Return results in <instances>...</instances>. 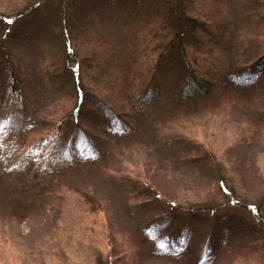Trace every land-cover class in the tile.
I'll return each instance as SVG.
<instances>
[{
    "label": "rangeland",
    "instance_id": "obj_1",
    "mask_svg": "<svg viewBox=\"0 0 264 264\" xmlns=\"http://www.w3.org/2000/svg\"><path fill=\"white\" fill-rule=\"evenodd\" d=\"M28 1L0 0V14H14ZM92 1V11L88 3L74 9L69 23L46 16L34 23L43 30L37 27L25 34V40L16 35L8 42L29 66L36 85L18 144L11 147L26 149L29 156L23 152L7 170L5 158L11 150H6L5 140L17 123L12 114L0 119V264H139V256L147 257L149 248L160 246L148 226L159 216L168 228L161 239L186 244L192 255L209 223L208 216L195 213L198 208L220 207L218 213L231 220L228 225L234 230L238 222L251 228L254 221L229 199L241 207L256 204L264 214V71L259 88L247 86L264 67V0H128L124 10L114 8L113 0ZM176 5L198 24L196 66L203 68L217 93L227 89L222 98L182 100L177 95L181 79L171 56L152 76L140 58L135 68L139 72L133 74L125 73L116 61L105 66L95 60L100 34L110 43L120 42L125 51L152 56L156 41L151 23L160 22ZM129 17L141 28L129 31L123 25ZM55 29L72 40L82 60L84 92L103 100L100 107L90 103L91 114H80L81 108L76 114L102 146L82 150L79 139L75 156L49 163L40 153L42 133L62 118H73L76 106L75 80L47 89L40 68L36 70V60L48 50L36 49L32 42L46 30L52 36ZM103 106L114 109L123 124L101 114ZM31 163L36 179L21 181ZM221 235L218 231L214 237ZM251 239H256L254 234ZM260 249L252 258L235 248L216 264H264V246ZM140 264L183 263L148 256Z\"/></svg>",
    "mask_w": 264,
    "mask_h": 264
},
{
    "label": "trees",
    "instance_id": "obj_2",
    "mask_svg": "<svg viewBox=\"0 0 264 264\" xmlns=\"http://www.w3.org/2000/svg\"><path fill=\"white\" fill-rule=\"evenodd\" d=\"M88 2L93 3L94 1L81 0L83 4L76 6L75 0H29L25 8L20 9L14 14H0V119H4L7 115L12 114L10 116L12 117V121H14L13 124L17 123L16 125L14 124L12 134L8 135L5 140L6 150L9 148L11 152L5 158L4 170L18 163L19 158L23 157L21 156L23 152L29 156V151L26 149H11V147L19 140V135L23 130V119L26 115L27 101L31 98L34 90L33 87L36 85V81L32 82L31 80L33 75H30L29 66L14 53L8 42L10 43L11 40L14 41L13 37L16 35H22L25 40V34L29 35L37 27L43 30L41 25L34 23L36 21H42L43 17L46 16L55 15L64 24L69 23L70 19L72 20L71 15L74 9L81 10V7ZM111 3L114 5V8L124 10L128 4V0H113ZM134 5L131 2V7ZM178 6L176 5V8L171 10V12L164 14L160 22L156 20L154 22L156 25L153 22L151 23L153 26L152 35L156 41L152 49V56L146 55L141 50L139 52L133 51L131 48L125 51L126 47H123L120 42L116 40L110 43L106 41L105 38L107 36L105 34H100L95 39V41L97 40L95 50L99 53L95 57V60L98 59L105 66L109 60L112 62L116 61L117 66L123 67L125 69L124 72H128L129 74L135 68L139 69L137 61L140 58L141 66H144L146 74L152 76L154 72H158L164 66V60L168 56H171V61L177 67L181 79V88L177 95L182 100L193 99L194 96L197 102H200L202 98L204 99L206 97H215V100L222 98L224 95L223 92H225L224 90L227 89L224 88L220 93H217L210 77L203 72V68L198 69V66H196L197 59L194 56L198 55L200 50V41L196 34L199 30L198 24L195 18L186 15V12L181 9L180 5ZM87 7L92 11L89 8V3ZM130 22L131 17L123 23L125 27L127 26L128 30L129 28H141L138 22L134 24ZM43 27L46 29V26ZM54 31L60 34L51 32L52 36H48L46 30L44 34L35 38L32 42L34 48L38 49V47L45 46L48 50L41 60H36V70L40 68L39 72L41 73L42 79L47 82V89H49V86H52V89H58L61 88V84H65L64 80L66 82L67 80H75L76 106L73 109L75 118H62V121L59 120L55 125L42 133L43 136L41 137L45 139L41 141L40 153L48 159L49 163H56L62 161L64 158L75 156L77 151L75 145L79 139L82 142V146H79L82 150H96L98 146H102L97 136L90 134L83 128L79 121V114H76L79 112V108H81L80 114H91L93 111L89 106L90 103L94 105L96 103L100 107L102 106L101 102L103 100L94 96L90 97L88 96L89 94L84 92L80 80L82 60H79L76 56L72 48V40L68 36L64 38L61 30L55 29ZM64 32L67 34L66 29H64ZM127 47H131V45L128 44ZM108 52L110 55H108ZM124 52L125 54H123ZM170 67L173 66L171 65ZM135 71L137 73L139 72L137 70ZM263 71L264 67H262L257 75L248 79L247 86L255 88V90L259 88L258 84L263 79ZM149 87L150 85L148 84L146 88ZM140 97L146 99L144 94H141ZM81 105L83 108L80 107ZM100 111L101 114L104 113L106 117H109L114 122L123 124L122 119L114 109H105V106H103V110ZM261 120L264 122V114ZM69 121L71 122L67 124ZM68 125L71 127H68ZM54 131L55 133H53ZM23 141L24 139L21 142ZM29 167L31 169L29 171L27 170L20 177L21 181L28 183L36 179L37 175L32 174V169H34L32 163L29 164ZM4 173L6 172L4 171L2 176ZM219 187L224 194L231 196L230 191L225 186L220 184ZM154 197L162 200L158 194H154ZM229 203L231 206L240 209L244 208L243 210L245 211L247 210L249 215L252 216L254 226L250 228L238 222V229L234 230L231 225H228L231 220L227 216L218 213L220 207L211 205L201 208L202 210L198 208L195 213H200L202 217L208 216L209 223L203 241L199 242L194 250V254L190 255L186 244L183 245L181 242L176 241L167 242L161 239V234L167 231L168 228L162 224V218L159 216L160 218L157 217L150 221L148 226L152 228L151 232L153 231L156 239L159 240L160 246L158 245L159 247L155 249L149 248V252L146 255L152 257L154 260L174 259L177 263L183 264H216L223 258L224 253L228 255L229 251L235 248L245 252V257L252 256L253 258L255 255L257 256V253L262 250L260 248L264 246V225H262L264 223V214L262 215L260 213V208L256 204L241 207L234 199H229ZM169 209L173 210L174 207H170ZM218 231L222 235L215 238V233ZM231 233H233V236H230ZM252 234L255 235L256 239H251ZM147 257L139 256V260L142 262ZM139 260L136 263L140 264L141 262ZM107 264H116V261L110 262V260H107ZM121 264L126 263L122 262Z\"/></svg>",
    "mask_w": 264,
    "mask_h": 264
}]
</instances>
